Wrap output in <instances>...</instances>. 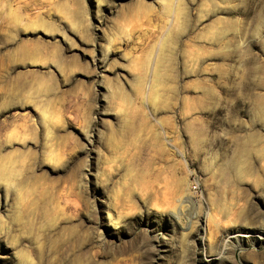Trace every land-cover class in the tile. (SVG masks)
<instances>
[{"label": "clouds", "instance_id": "1", "mask_svg": "<svg viewBox=\"0 0 264 264\" xmlns=\"http://www.w3.org/2000/svg\"><path fill=\"white\" fill-rule=\"evenodd\" d=\"M0 264H264V0H0Z\"/></svg>", "mask_w": 264, "mask_h": 264}]
</instances>
